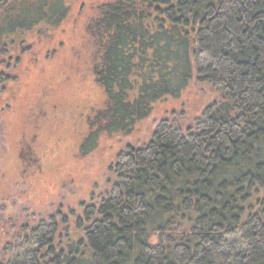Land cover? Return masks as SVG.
<instances>
[{"label":"trees","instance_id":"1","mask_svg":"<svg viewBox=\"0 0 264 264\" xmlns=\"http://www.w3.org/2000/svg\"><path fill=\"white\" fill-rule=\"evenodd\" d=\"M68 1L0 0V121L25 39L64 24ZM78 12L100 93L81 154L176 105L124 140L88 202L0 214V264H264V0H80Z\"/></svg>","mask_w":264,"mask_h":264},{"label":"rangeland","instance_id":"2","mask_svg":"<svg viewBox=\"0 0 264 264\" xmlns=\"http://www.w3.org/2000/svg\"><path fill=\"white\" fill-rule=\"evenodd\" d=\"M68 2L73 7L64 24L51 33L41 30L38 35L30 34L22 45H31L30 50L22 55L19 69L10 73L17 76L21 71L22 84L15 91L16 100L11 103L9 99L6 119L0 121L3 216L26 208L36 213L52 212L49 201L54 195L60 200L76 193L77 201L88 202L94 184L100 186L105 181L124 140L134 143L143 138L164 111L176 105L168 102L157 107L130 136L102 138L95 152L81 154L78 145L91 127L89 120L100 93L92 87L89 48H85L88 40L82 33L84 25L77 19L80 0ZM21 135L32 139L22 141L31 144L34 160L33 170L27 172L16 149ZM7 240L0 234V260L9 254L3 255Z\"/></svg>","mask_w":264,"mask_h":264},{"label":"flooded vegetation","instance_id":"3","mask_svg":"<svg viewBox=\"0 0 264 264\" xmlns=\"http://www.w3.org/2000/svg\"><path fill=\"white\" fill-rule=\"evenodd\" d=\"M20 145H17V148L19 149L18 153H19V160H20V163H22L24 166H25V170L26 172L27 171H30V170H33L34 168V161H29V162H26L25 159L23 158V153L21 152V149L24 148L22 147L24 144L22 142H19ZM28 145H26V150H29V148H27ZM17 149V150H18ZM30 150L32 151V149L30 148ZM7 253V252H6ZM10 253V252H9ZM8 254V253H7ZM9 255V254H8Z\"/></svg>","mask_w":264,"mask_h":264}]
</instances>
